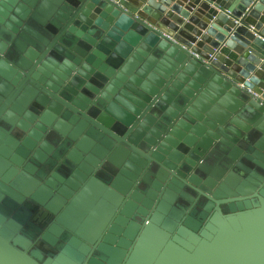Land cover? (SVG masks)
Returning a JSON list of instances; mask_svg holds the SVG:
<instances>
[{"label":"water","instance_id":"95a60500","mask_svg":"<svg viewBox=\"0 0 264 264\" xmlns=\"http://www.w3.org/2000/svg\"><path fill=\"white\" fill-rule=\"evenodd\" d=\"M0 264H264V0H0Z\"/></svg>","mask_w":264,"mask_h":264}]
</instances>
